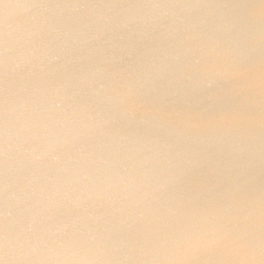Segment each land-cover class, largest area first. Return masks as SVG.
Instances as JSON below:
<instances>
[{
    "label": "water",
    "instance_id": "1",
    "mask_svg": "<svg viewBox=\"0 0 264 264\" xmlns=\"http://www.w3.org/2000/svg\"><path fill=\"white\" fill-rule=\"evenodd\" d=\"M0 264H264V0H0Z\"/></svg>",
    "mask_w": 264,
    "mask_h": 264
}]
</instances>
